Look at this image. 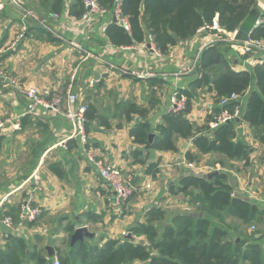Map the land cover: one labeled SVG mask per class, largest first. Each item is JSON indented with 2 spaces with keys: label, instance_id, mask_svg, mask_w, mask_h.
Here are the masks:
<instances>
[{
  "label": "crops",
  "instance_id": "crops-1",
  "mask_svg": "<svg viewBox=\"0 0 264 264\" xmlns=\"http://www.w3.org/2000/svg\"><path fill=\"white\" fill-rule=\"evenodd\" d=\"M71 1L64 0L68 17L63 20L55 21L51 14L42 12L52 27L51 33L24 18L14 4L6 3L0 8V120L15 114L24 123L18 132L0 133V157L4 152L15 153L14 138L20 143L18 157H22L21 173L9 178L2 188L4 195H10L5 211L11 212L10 215L15 213L13 207H18L20 199L34 190L35 177L42 187L40 191L36 190V200L43 207V214L36 223L26 224L22 231L34 228L35 239L42 241L47 232L56 233L53 227L61 229L67 236L70 225H74L75 231L85 226L92 236L83 241L102 246L108 238H120L134 225L144 222L146 213L154 206L165 210L177 208L182 210L180 213L197 215V206L189 198L170 191L172 186L178 187L181 179L190 172L210 175L224 171L229 176L234 196L249 199L264 209V128H253L237 116L240 120L235 122L233 137L253 149L247 165L245 160L230 161L215 152L200 154L198 160L191 163L186 159V153L198 154L199 151L193 139L184 138L177 141V152L150 151L147 158L146 147L134 143L130 136L131 128L144 121L151 125V134L156 135V128L168 113L174 95L178 96L181 89L192 88L198 74L191 68L200 47L212 35L207 32L196 34L171 48L167 54L145 48L143 45L147 42L115 47L102 33L103 25L114 20L112 11H105L89 30L84 31L83 15L77 16L68 10ZM28 3L35 6L37 1L23 0L24 7ZM21 34L22 38L18 39ZM15 40L18 42L12 47ZM72 42L81 45L83 50L74 47ZM235 62L238 70L247 68L243 60ZM127 71H140L147 76L140 78ZM98 79L100 81L96 82ZM13 81L26 87L36 86L51 95L65 94L69 88L79 91L91 108L87 123L89 145L84 146L73 137L75 122L66 115L69 110L66 103L58 112L28 113V99ZM202 90L201 96L195 95L188 115L192 122L200 125L217 106L216 94L207 88L197 91ZM248 95L239 97L241 109L246 106ZM127 103H136L146 109V117L133 114L128 120L125 114ZM65 142L67 148L63 145ZM88 152L125 173L134 174L137 190L125 203L128 210L123 209L120 214L109 201L111 188L89 161ZM137 152L142 154L136 156ZM10 157L5 162L9 163ZM203 157L212 158L214 162L203 163ZM151 162L159 163L156 176L147 172ZM56 164L62 176L53 170ZM194 209L196 211H191ZM228 222L239 224L232 217ZM257 228L264 233V220L257 224ZM6 233L0 222V239L1 236L26 238L19 231ZM17 233L19 236L15 235ZM2 242L0 247L8 248L9 241ZM49 247L54 248L55 256L57 245L46 244L40 248L47 250L50 256Z\"/></svg>",
  "mask_w": 264,
  "mask_h": 264
},
{
  "label": "trees",
  "instance_id": "trees-1",
  "mask_svg": "<svg viewBox=\"0 0 264 264\" xmlns=\"http://www.w3.org/2000/svg\"><path fill=\"white\" fill-rule=\"evenodd\" d=\"M36 1L41 13L62 14L66 10L64 0ZM83 1L72 0L69 12L83 15ZM119 1L130 29L111 21L106 34L109 42L115 47H125L152 41L163 54L194 37L200 28L211 25L216 18L227 32L237 31L254 8L264 18L258 0H98L103 10L109 12H113ZM252 37L264 39V22L253 31ZM236 60L239 63L243 58L235 54L230 42L221 41L208 46L194 70L198 75L192 88L178 92V97L187 99L186 108L177 113H166L156 128L153 141H150L153 130L147 121L138 122L131 128L133 142L146 147L147 158L150 151L177 152V141L184 138L193 139L199 151L198 154L186 153V159L191 163L196 162L200 154L215 152L230 161L245 160V164H249L253 149L233 137L237 117L216 129L211 127L215 115L221 111L234 113L240 107L239 116L244 121L253 128H264V60L255 65L248 64L242 70L236 68ZM204 88L214 92L218 101L216 108L200 125L192 122L188 115L195 92ZM247 93L248 101L242 109L239 99L220 105L223 98L233 94L241 97ZM88 108L89 118L91 108ZM146 112L136 103L125 106L128 120L133 114L146 117ZM139 154L142 153L137 152L136 156ZM138 160L146 163L143 159ZM220 163L225 165L223 161ZM53 170L59 176L63 175L57 164ZM147 172L156 176L159 163H149ZM170 191L189 198L197 206L198 215L177 213L166 225L167 211L159 206L150 208L145 221L130 229L133 236L146 237L148 242L124 237L108 238L102 246L87 241L71 245L75 227L70 225L67 231L71 246L67 254L58 248L56 255L50 257L37 244L29 247L24 238L14 237L8 248L0 247V264H55L56 258L59 264H264V233L257 228V224L264 220V209L249 199L234 196L226 172L220 171L212 178L190 172L181 179L178 187L172 186ZM6 208L5 205L0 210L1 216L12 214L5 211ZM18 209L13 207L15 219ZM230 217L239 224L229 223Z\"/></svg>",
  "mask_w": 264,
  "mask_h": 264
},
{
  "label": "built area",
  "instance_id": "built-area-1",
  "mask_svg": "<svg viewBox=\"0 0 264 264\" xmlns=\"http://www.w3.org/2000/svg\"><path fill=\"white\" fill-rule=\"evenodd\" d=\"M260 2V1H259ZM10 3L16 5L23 15L24 18L31 19L36 22L43 30L48 32H53L51 25L47 21V18L40 15L36 11L32 9H28L24 7L23 0H0V8L3 7L4 4ZM83 5L85 8V12L82 16L84 20L85 28L91 27L93 22L97 17L102 15L105 11L102 6L99 4L98 0H84ZM262 12H264V4L258 3ZM122 3L118 2V5L113 10V18H116L117 22L122 24L126 29H130V25L126 17H124L122 12ZM51 17L55 20H63V18L68 17V11H64L62 14L54 13ZM264 22V18L260 17L259 24ZM108 25H104L102 27V31L105 32L107 30ZM207 32L212 35L210 39L205 41L200 47L195 61L193 63V67L191 71H194L198 67V63L200 57L205 48L210 45L216 44L221 41H228L231 43V48L233 51L240 57L243 58L245 64L255 65L257 63H261L264 60V39L253 38L252 34L246 41L237 42L234 39V32H227L223 29L218 19H214V22L211 25L204 26L198 30V34ZM23 34H21L18 39H21ZM17 40L12 43V47L17 44ZM72 44L79 50H83L82 46L76 42H72ZM149 48H154L152 47ZM127 73H131L132 75L138 76L140 78H144L147 74L143 72L137 71H127ZM14 86L19 89L21 93H23L28 99L27 104V112L38 115H45L50 111L58 112L60 106L66 103L69 107L67 111V117L75 122V128L73 132V137L77 139L82 145H89V137L87 133V123H88V106L84 102L83 97L80 95L79 91L74 90L73 88H69V90L65 94H53L50 92H43L39 90L36 86L26 87L23 83L19 81H13ZM239 97L235 94L231 95L228 98H223L221 100V105H226L231 101L238 100ZM187 99L183 97L175 96L172 99V104L168 108V112L177 113L186 108ZM240 114V107H237L234 113H230L228 111H221L217 115L214 116V120L211 123V127L213 129L218 128L220 125L233 120ZM22 129V118L19 115L11 114L5 120L0 121V133H15ZM67 142L63 145L67 148ZM88 159L91 163L94 164L99 176L107 183V185L111 188V195L109 197V201L116 208L118 213H122L123 205L132 197V195L136 192L137 187L134 183V174L125 173L121 168L108 164L104 162L102 159H97L93 154L88 152ZM192 167L193 164H190ZM35 187L34 190L28 192L23 198L19 201V209H18V217L15 219L12 215L6 214L0 215V222L6 229V234L16 233L20 231L26 224L34 223L39 220V218L43 214V207L41 204L37 203L36 200V190L40 191L41 186L39 185V179L35 177ZM149 187V186H148ZM9 196L7 195L4 200L0 203V210L2 207L6 205L9 201ZM6 201V202H5ZM252 229H255V226H252ZM55 263L59 264V260L56 258Z\"/></svg>",
  "mask_w": 264,
  "mask_h": 264
},
{
  "label": "rangeland",
  "instance_id": "rangeland-1",
  "mask_svg": "<svg viewBox=\"0 0 264 264\" xmlns=\"http://www.w3.org/2000/svg\"><path fill=\"white\" fill-rule=\"evenodd\" d=\"M261 2V4H264V0H258V3H260ZM26 8H28V9H32V10H34V11H36L37 13H39L40 15H44V14H42L41 13V8H39V7H37V4L34 6L33 4L32 5H30L29 3H28V5H27V7ZM104 26V25H103ZM89 28L90 27H88V28H85V25L83 26V30L85 31H87V30H89ZM108 28V27H107ZM102 33L104 34V35H106L107 34V30L105 31V32H103L102 31ZM198 34V33H197ZM148 44H151V45H153L154 46V50L156 49V46L152 43V41H149V42H147ZM148 44H145V45H143L145 48H146V46L148 47ZM73 45V44H72ZM74 46V45H73ZM75 47V46H74ZM152 47V46H151ZM83 48V47H82ZM236 54V53H235ZM240 57V56H239ZM263 57H264V55H263ZM241 58V57H240ZM115 66H113V68H114ZM137 72H140V71H137ZM100 81V79H98V80H96V82H99ZM92 84H94V81H92ZM38 88V87H37ZM39 90H41L40 88H38ZM205 91V90H204ZM202 92H203V90L202 91H200V93L198 92V91H196L195 92V94H196V96L198 95V96H201V94H202ZM216 101H218V99H216ZM86 102V101H85ZM86 104H87V106H88V103L86 102ZM220 105H221V103H220ZM222 106V105H221ZM89 107V106H88ZM89 109V108H88ZM88 117V116H87ZM5 120V119H4ZM0 121H3V120H0ZM13 135V134H12ZM12 145H13V150L15 149L16 151H15V153H13V152H2L3 154L1 155V157H0V196L2 195L3 197H2V199L0 198V201L2 202L3 200H4V198L7 196V194H5L4 195V191H3V187H5L6 186V183H8V179L9 178H11V177H14V176H16V175H19L20 173H21V171H22V157L21 158H19L18 157V155H19V152H18V147H19V145H20V143L18 142V140H16L15 138H14V140H12ZM13 155V156H12ZM22 155H25V153L22 151ZM11 156V157H10ZM11 158V161L9 162V163H7V162H5L6 161V159L7 158ZM211 157V156H210ZM206 157H203L202 159H203V163H208V164H212L213 162H214V160L212 159V158H210V159H205ZM20 159V160H19ZM20 161V162H19ZM19 164H18V163ZM18 177V176H17ZM6 202V201H5ZM37 203L39 204V202L37 201ZM128 208L129 207H127L126 206V204H124L123 205V208L122 209H127L128 210ZM167 211V214H168V216H167V221H166V225H167V222L169 221V219H171L175 214H177V213H180V212H182V210H180V209H177V208H173V209H167L166 210ZM191 211H196V209H194V210H191ZM121 214V213H120ZM119 214V215H120ZM40 219V218H39ZM56 227H53L52 229H53V232H56V233H53L54 234V236H56V238H54V236H53V234L52 233H50V232H47L48 233V235H46V236H48V237H46L45 236V239H43L42 241H39L38 239H35V232H34V228L32 229V230H24V231H22V229L19 231V232H21V234L23 235V237H26L25 238V240L27 241V243H28V245H29V247H33L34 246V244H38V247L40 248H43V247H45V245L46 244H51V245H57L65 254H67L68 252H69V249H70V246L72 245H70V243H69V240H70V237H69V234H66L67 236H65V234L61 231V229H59V228H56ZM36 231V230H35ZM15 235H18L19 236V233H17V234H15ZM129 235H132L130 232H124L123 234H122V237H120V238H124V237H128ZM15 236H11V238L10 237H2L1 236V239L2 240H4L5 242H8V241H10L11 240V242H13V238H14ZM20 237V236H19ZM19 237H16V238H19ZM51 237H53V238H51ZM129 238H135L137 241H139V240H141V239H145L147 242H148V239L145 237H141V236H133L132 235V237H129ZM0 239V242H2V240ZM38 240V241H37ZM88 243H93V241H91V242H89V241H87ZM1 244H3V242L1 243ZM5 244V243H4ZM13 244V243H12ZM44 251H46L45 253L48 255V252H47V250H44ZM56 264V263H55Z\"/></svg>",
  "mask_w": 264,
  "mask_h": 264
},
{
  "label": "water",
  "instance_id": "water-1",
  "mask_svg": "<svg viewBox=\"0 0 264 264\" xmlns=\"http://www.w3.org/2000/svg\"><path fill=\"white\" fill-rule=\"evenodd\" d=\"M262 16L261 12L254 8L251 10L250 14L245 18V20L242 22L240 27L235 33L234 39L237 42H243L246 41L249 36L253 33V31L257 28L259 25L260 17ZM114 22H117L116 18H114ZM151 44H148V47H151ZM240 118L237 119L239 121ZM154 134H150V141H153ZM219 172L216 171L214 173H211L209 176L212 178L213 176L217 175ZM198 215V214H197ZM92 234L89 232L87 227L80 226L78 229H76L75 233L72 235V245H74L78 241H83L85 237H90ZM128 237H132V235H129ZM50 256H53L55 251L54 248L49 247L48 248Z\"/></svg>",
  "mask_w": 264,
  "mask_h": 264
}]
</instances>
